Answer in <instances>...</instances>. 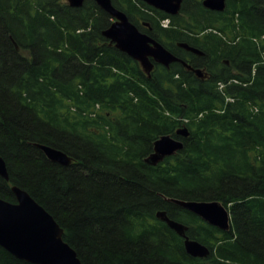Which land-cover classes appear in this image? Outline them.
<instances>
[{
  "label": "trees",
  "instance_id": "1",
  "mask_svg": "<svg viewBox=\"0 0 264 264\" xmlns=\"http://www.w3.org/2000/svg\"><path fill=\"white\" fill-rule=\"evenodd\" d=\"M112 3L194 68L202 59L179 44L205 51L208 78L179 63L155 64L148 77L103 36L114 20L93 0H0V154L10 177L0 176V198L16 203L12 187L27 191L83 264H264V0H229L224 12L185 0L174 16L141 0ZM164 135L184 148L151 166ZM37 144L73 163L52 162ZM170 199L219 201L231 228ZM160 211L210 256L189 255ZM0 264L30 263L0 246Z\"/></svg>",
  "mask_w": 264,
  "mask_h": 264
},
{
  "label": "water",
  "instance_id": "2",
  "mask_svg": "<svg viewBox=\"0 0 264 264\" xmlns=\"http://www.w3.org/2000/svg\"><path fill=\"white\" fill-rule=\"evenodd\" d=\"M104 12L115 21L103 32V36L111 44L138 62L147 76H151L155 63L169 68L173 63H182L188 70H193L199 77L201 70L193 69L162 44L147 33L141 32L127 15L117 9L112 0H93ZM148 6L168 15H178L185 0H141ZM85 0H68L73 8H81ZM227 0H205L204 7L216 12H223ZM187 51L201 55V51L186 44H179ZM181 137H188L187 128L177 131ZM47 158L61 165H71L72 157L65 152L46 145L37 144ZM183 141L164 135L154 143L153 153L145 159L151 166H157L166 158L183 150ZM0 176L9 181L6 161L0 154ZM16 203L0 198V246L19 260L31 264H83L77 252L64 240V229L56 219L31 195L17 187H12ZM170 202L194 213L208 224L222 231L231 228L229 210L219 201H187L170 199ZM158 219L166 223L184 239L186 252L195 258L206 259L211 251L205 245L191 240L187 235V227L172 220L165 211L157 213Z\"/></svg>",
  "mask_w": 264,
  "mask_h": 264
},
{
  "label": "flooded vegetation",
  "instance_id": "3",
  "mask_svg": "<svg viewBox=\"0 0 264 264\" xmlns=\"http://www.w3.org/2000/svg\"><path fill=\"white\" fill-rule=\"evenodd\" d=\"M201 2H202V5L204 6V1L205 0H200ZM228 1L229 0H227V2H226V8H227V4H228ZM205 8V7H204ZM226 8H225V10H226ZM205 9H207V8H205ZM207 10H209V9H207ZM211 11V10H210ZM213 12H216V11H213ZM209 31H212V30H209ZM209 31H207V32H209ZM142 32V31H141ZM144 33V32H143ZM200 39H202L203 40V38H200ZM180 47V46H179ZM180 48H182V47H180ZM195 48V47H194ZM182 49H184V48H182ZM198 49V48H197ZM184 50H186V49H184ZM199 50V49H198ZM187 51V50H186ZM201 51V55H199V54H196V53H194V52H191V51H187L189 54H191V55H195L196 57H200L202 60H198L199 61V65H200V67L199 68H194L191 64H189L193 69H199V70H201V76L200 77H202L204 80H206V78H208V73L206 72V67L205 66H202V64H212V61H210L207 57H208V55H207V53L205 52V51H203V50H200ZM225 63L227 64V65H230V62L229 61H225ZM179 64H181V65H183L182 63H179ZM188 64V63H187ZM184 66V65H183ZM178 137H180V136H178ZM13 256V255H12ZM14 257V256H13ZM16 258V257H15ZM17 259V258H16ZM19 260V259H18ZM20 261H22V260H20ZM25 262V261H24ZM26 263H28V262H26ZM31 264V263H30Z\"/></svg>",
  "mask_w": 264,
  "mask_h": 264
}]
</instances>
